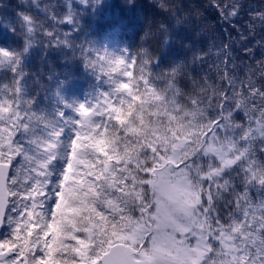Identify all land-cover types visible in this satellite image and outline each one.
Here are the masks:
<instances>
[{
    "label": "trees",
    "instance_id": "1",
    "mask_svg": "<svg viewBox=\"0 0 264 264\" xmlns=\"http://www.w3.org/2000/svg\"><path fill=\"white\" fill-rule=\"evenodd\" d=\"M82 1L0 0V114L15 151L0 156L12 166L3 249L49 234L50 264H77L86 243L98 255L140 245L125 237L149 225V174L183 142L213 162L190 171L205 259L264 264V0ZM59 131L33 205L28 151Z\"/></svg>",
    "mask_w": 264,
    "mask_h": 264
},
{
    "label": "rangeland",
    "instance_id": "2",
    "mask_svg": "<svg viewBox=\"0 0 264 264\" xmlns=\"http://www.w3.org/2000/svg\"><path fill=\"white\" fill-rule=\"evenodd\" d=\"M72 2L85 5L82 0H68V4ZM77 125H79V120H76L75 116L74 120L69 122L68 138L75 135L78 137ZM61 133L62 131H59L58 134L51 135L47 143L35 145L36 149L28 151L32 164L36 161L39 163L37 173H40L41 167L50 163V157L53 153L50 146L58 141ZM12 141L13 133L9 131L6 124L3 125L0 114V150L3 151L0 156L3 159L13 157L15 151L10 147ZM182 153L183 148L178 147L175 150V155L170 159L172 165L162 171L157 170L153 174H149L150 178L152 177L151 182L153 181L152 196L154 200V210L147 223L149 225L146 226L143 222H139L137 224L139 229L132 234L137 235V237L132 235L125 237L131 238L134 243L140 241L144 236L150 237L149 246L143 249L142 255L150 260L151 264H210L205 259L209 254V251L206 250V237L210 233L201 213L198 209L196 211L198 206L197 195L200 196V192L203 191V183H197L186 167L177 168V159ZM219 155L222 157L221 153ZM10 220L9 218L3 230L11 228ZM26 239L27 249L36 251L39 255L46 250L47 246H52V243L49 242V236L42 238L38 243L34 241L33 237L27 236ZM213 241L216 244L219 243L222 249L229 247L228 244L224 247L222 235L214 237ZM59 247L62 250H67L65 245ZM10 251L16 254L18 252L17 250ZM21 253L25 259L27 255L22 248ZM90 253H92L91 248H88L87 243L80 246V250H75V255H79L82 262L93 260L96 257L95 255L91 256ZM41 256L44 258L45 264L51 263L42 254ZM221 258V262L230 264L229 259H224V255ZM33 263L39 264L38 262Z\"/></svg>",
    "mask_w": 264,
    "mask_h": 264
},
{
    "label": "water",
    "instance_id": "3",
    "mask_svg": "<svg viewBox=\"0 0 264 264\" xmlns=\"http://www.w3.org/2000/svg\"><path fill=\"white\" fill-rule=\"evenodd\" d=\"M9 172V165L0 164V226L3 222L8 204L7 179ZM5 256V254H0V261H2ZM137 256L138 252L130 246L115 244L101 256L99 264H151L150 261L146 259L136 260L135 257Z\"/></svg>",
    "mask_w": 264,
    "mask_h": 264
},
{
    "label": "snow or ice",
    "instance_id": "4",
    "mask_svg": "<svg viewBox=\"0 0 264 264\" xmlns=\"http://www.w3.org/2000/svg\"><path fill=\"white\" fill-rule=\"evenodd\" d=\"M68 168L70 170L71 164L68 165ZM2 232H3V229L0 228V233ZM10 246H11V239H8V240L0 239V249H3L5 247H10ZM18 259H19V256L16 253H13L11 257L6 258L3 261H0V264H12L14 260H18Z\"/></svg>",
    "mask_w": 264,
    "mask_h": 264
},
{
    "label": "clouds",
    "instance_id": "5",
    "mask_svg": "<svg viewBox=\"0 0 264 264\" xmlns=\"http://www.w3.org/2000/svg\"><path fill=\"white\" fill-rule=\"evenodd\" d=\"M261 115L264 116V112H262Z\"/></svg>",
    "mask_w": 264,
    "mask_h": 264
}]
</instances>
